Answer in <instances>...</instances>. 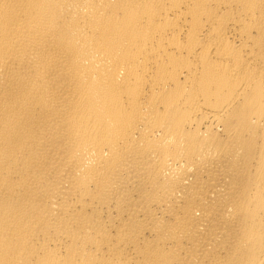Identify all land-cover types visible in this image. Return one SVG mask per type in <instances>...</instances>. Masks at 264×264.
Returning <instances> with one entry per match:
<instances>
[{
	"label": "bare ground",
	"instance_id": "6f19581e",
	"mask_svg": "<svg viewBox=\"0 0 264 264\" xmlns=\"http://www.w3.org/2000/svg\"><path fill=\"white\" fill-rule=\"evenodd\" d=\"M0 264H264V0H0Z\"/></svg>",
	"mask_w": 264,
	"mask_h": 264
}]
</instances>
